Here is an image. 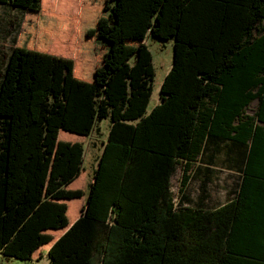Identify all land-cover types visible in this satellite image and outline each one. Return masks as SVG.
Segmentation results:
<instances>
[{"label": "trees", "instance_id": "1", "mask_svg": "<svg viewBox=\"0 0 264 264\" xmlns=\"http://www.w3.org/2000/svg\"><path fill=\"white\" fill-rule=\"evenodd\" d=\"M0 4L25 12L0 83V254L47 255L49 264H264V0ZM148 34L172 40L174 53L150 112ZM98 118L111 125L87 188L75 183ZM220 163L239 181L213 207ZM180 164L181 192L197 177L202 194L176 205Z\"/></svg>", "mask_w": 264, "mask_h": 264}, {"label": "rangeland", "instance_id": "2", "mask_svg": "<svg viewBox=\"0 0 264 264\" xmlns=\"http://www.w3.org/2000/svg\"><path fill=\"white\" fill-rule=\"evenodd\" d=\"M91 11H88L87 16H90ZM25 12L21 8L13 7L7 4H0V83L4 75L6 64L12 53L13 47L18 41L19 31L24 22ZM264 25V21H263ZM87 29V28H86ZM146 44L153 54L155 65V78H154V92L149 105V112L161 102L160 89L163 81L170 71L173 64V41L161 40L151 34L146 37ZM256 103H253L249 113H253ZM111 121L106 118H98L94 129L84 143L83 146V164L82 172L84 175L80 181L77 180L75 185L83 184L87 181V188L92 181L95 169L102 153V143L107 139L109 134ZM82 142V141H79ZM217 171L212 182L209 183L210 198L208 204L217 207L228 201L233 194L236 184L239 181L237 172L225 167L224 164H216L212 167ZM196 169V166L195 168ZM195 171L192 170L190 175H194ZM183 180V165H178L175 174L172 177V193L176 205L180 204V199L183 195L189 196L192 200L198 201L202 194V182L199 178L194 177L188 183L185 191L181 192ZM189 203V202H187ZM191 204V202L189 203ZM82 205L81 200L74 199L70 201V209L75 210ZM74 210V211H75ZM77 211V210H76ZM0 264H49L47 255L40 261H25L19 258L7 257L0 254Z\"/></svg>", "mask_w": 264, "mask_h": 264}, {"label": "crops", "instance_id": "3", "mask_svg": "<svg viewBox=\"0 0 264 264\" xmlns=\"http://www.w3.org/2000/svg\"><path fill=\"white\" fill-rule=\"evenodd\" d=\"M105 141H106V140H105ZM105 141H104V142H105Z\"/></svg>", "mask_w": 264, "mask_h": 264}]
</instances>
